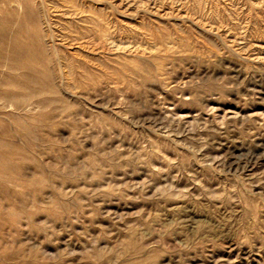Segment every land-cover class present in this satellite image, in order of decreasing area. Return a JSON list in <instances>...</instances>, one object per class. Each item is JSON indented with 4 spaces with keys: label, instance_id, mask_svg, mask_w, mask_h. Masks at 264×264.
Wrapping results in <instances>:
<instances>
[{
    "label": "rangeland",
    "instance_id": "1",
    "mask_svg": "<svg viewBox=\"0 0 264 264\" xmlns=\"http://www.w3.org/2000/svg\"><path fill=\"white\" fill-rule=\"evenodd\" d=\"M0 9V264H264V0Z\"/></svg>",
    "mask_w": 264,
    "mask_h": 264
},
{
    "label": "bare ground",
    "instance_id": "2",
    "mask_svg": "<svg viewBox=\"0 0 264 264\" xmlns=\"http://www.w3.org/2000/svg\"><path fill=\"white\" fill-rule=\"evenodd\" d=\"M23 33H24V28L20 23L19 18H16V15L13 16H10L9 14L5 15L3 13V10L0 9V55H5L7 52L20 54L21 51L30 53L31 46L29 44L23 43L20 40V37ZM3 61L4 60H1L0 64L3 63ZM17 61L18 60L15 59L12 60V62L10 63L12 70L15 69L14 67H16ZM6 85L7 84L2 86L1 89L4 90L6 88ZM21 85L22 86L25 85L24 88H27L26 84H21ZM27 85L28 87L36 86L33 81H30L29 84ZM13 107H15L16 109L18 108L17 101H15V103L13 104Z\"/></svg>",
    "mask_w": 264,
    "mask_h": 264
}]
</instances>
